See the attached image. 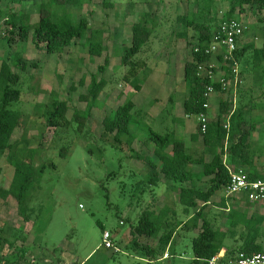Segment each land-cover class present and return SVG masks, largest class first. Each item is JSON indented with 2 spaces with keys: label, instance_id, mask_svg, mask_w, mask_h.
Wrapping results in <instances>:
<instances>
[{
  "label": "rangeland",
  "instance_id": "obj_1",
  "mask_svg": "<svg viewBox=\"0 0 264 264\" xmlns=\"http://www.w3.org/2000/svg\"><path fill=\"white\" fill-rule=\"evenodd\" d=\"M40 2L31 0L15 8L18 13L30 17L31 23H35L39 19ZM231 2L90 0L83 7L74 8L73 13L75 20L85 18L90 30L99 31L95 39L105 46L99 56L91 55L85 38L77 40L61 55L47 54L37 48L31 38L26 42L21 41L19 31L9 38V28L5 23L9 4L7 1L0 2V9L5 12L0 15V66L3 61H11L18 52L28 62L37 64L22 74L21 99L12 105L13 109L23 112V126L15 130L12 142H18L20 147L34 152L32 161L35 166L48 159L56 164L55 168L47 167L44 175L34 183L25 213L32 223V229L19 212L15 198L6 192L14 178L15 168L8 161L7 153L1 157L0 264L18 263L16 250L9 254H2L1 251L2 246L6 250L16 248L17 244L10 246L11 242L15 237L19 239L21 234H24L26 242L23 249H18L21 255L26 254V262L22 264H61L63 252L70 256L71 264H194L192 239L198 235L202 223L195 214L202 202H198V207L186 208L179 202L178 185L169 186L164 178L163 181L158 178L156 184H147V174L142 170L146 168L149 171L148 165L130 155L134 152L151 154L153 143L136 140L132 145L133 152L127 146L126 136L122 137V143H118L111 135L104 133L103 120L128 98H132L136 108L146 112L145 122L154 130L162 125L168 129L166 131L175 130L179 137L185 139L191 154L195 157L206 154L208 146L192 137L197 128L196 118L192 116L194 120H186L184 113L187 92L184 64L192 60V47L200 34L193 27L180 24L179 19H187L195 14L202 21L215 18L212 21L215 23L230 11ZM60 10L55 6L54 15L56 11L58 16ZM234 15L247 24L244 45L250 44L251 48L239 61L242 82L232 84L226 95L221 97L222 100L228 96L234 97L231 113L220 114L219 102L217 111L209 112L208 117L210 121L220 118L226 128L233 132L234 121L230 115L244 107L245 122L241 129L248 132L251 148L258 157V166L264 170V148L256 147L260 142L264 144V82L253 63L255 48H264V6L259 7L257 2L251 0L250 3L236 6ZM138 21H144L154 29L144 50L135 59L141 60L136 76L142 82L141 90L135 92L131 81L125 79L128 76L129 80H133L134 76H131L129 66L121 65V56L125 48L132 44V26ZM183 32L186 37L181 34ZM100 66H106L104 72L100 71ZM94 76L98 80L105 78L108 83L99 95L100 104L93 108L92 116L79 131L80 118L76 114L87 107L82 96L88 93ZM53 95L68 105L65 119L59 120L60 125L56 127L38 118L41 113L39 106L51 102ZM140 135L142 138L148 137L146 132ZM147 144L151 150L147 149ZM229 145L230 142H227ZM206 180H202V186H206ZM220 193L211 198L203 214L216 228L227 232L225 247L221 249L226 254L227 248L242 243L240 236L247 231V226L239 224L234 228L230 225L228 210L221 209ZM232 199L227 200L232 210L248 218L256 215V224L260 226L257 243L264 249V203L234 202ZM148 209H153L156 214L160 209L168 210L164 220L183 222L176 231L173 244L166 249L159 247L160 234L134 238L133 230L144 213L149 214ZM150 216L154 218L155 214L151 213ZM105 231L115 236L118 251L104 246ZM29 235L31 239L27 242ZM6 239L8 244L4 245L2 240ZM147 247L153 249V256L148 257L144 253Z\"/></svg>",
  "mask_w": 264,
  "mask_h": 264
},
{
  "label": "trees",
  "instance_id": "obj_2",
  "mask_svg": "<svg viewBox=\"0 0 264 264\" xmlns=\"http://www.w3.org/2000/svg\"><path fill=\"white\" fill-rule=\"evenodd\" d=\"M3 1H7L9 4V9L6 12L8 16L5 20L9 28L7 33L9 38L14 36L15 31H19V39L21 41L26 42L31 38L37 48L44 50L47 54L61 55L68 47L75 44L77 40L83 38L87 40L92 56L101 55L105 49L102 41L95 39L99 31L90 30L87 19L75 20L73 9L83 7L90 0H41L38 5L39 19L35 23H31L30 17L18 13L15 8V6L31 0H0V2ZM250 2L251 0H232L230 11L223 14L222 18H238L234 15L236 6ZM252 2H257L259 7L264 6V0H252ZM55 6L62 9L58 16L56 11L55 15L53 12ZM4 13L0 9V15ZM213 20L215 18L208 22L202 21L196 18L195 14L187 17V19L185 17L179 19L180 24L191 26L198 30L200 34L196 44L198 43L202 50L194 52L193 49L196 46L194 43L192 60H188L184 64V81L187 91L184 100V113L187 116H194L196 119L201 113H208V110L204 108V104L207 101L205 93L208 86L213 84L216 87V91L221 89L218 83L202 78L197 73L198 64L211 59V55L206 54L204 49L208 46L213 33L218 29L221 19L215 23H213ZM153 29L147 26L144 21L134 23L132 26V44L125 48L121 56V65L129 66V72L131 76H134L133 80H129L130 77L128 76L125 79L131 81L135 92L140 91L142 87L141 79L136 76L141 60L135 59L149 42ZM88 32L90 33L89 35ZM181 34L186 37L184 32ZM249 48H251V45H244V37H241L238 43V50L235 53L237 61L241 60ZM36 66V62H28L19 52L16 53L11 61H3L0 66V159L7 153L8 161L15 168L14 178L6 192L15 198L24 221L27 224L30 223L31 226L32 223L27 220L25 213L30 204L34 183L39 177L44 175L47 167H56V164L50 159L39 166H35L32 161L34 152L29 151L27 147H20L21 145L18 142H12L15 130L23 126V112L13 109L12 105L21 99L22 74L26 73L30 67ZM105 67L100 66V71L104 72ZM254 67L258 68L259 76L264 82V48L255 50ZM15 69L18 71H15ZM226 70L229 78L231 76L229 67ZM107 83L105 78H100V80H98L97 76L92 78L88 93L82 96V99L87 102V107L84 111L76 114L80 118L79 131L84 128L85 122L92 116L93 108L100 104L98 98ZM233 103V96H228L225 100H221L220 114L229 115ZM39 109L41 113L38 118L45 119L48 125L56 127L60 125L59 120L65 119L68 105L65 101H59L53 95V100L41 104ZM141 109H137L132 98H128L104 118V133L111 135L118 143H122V137L126 136L127 146L132 151L134 150L132 145L136 140L153 143L154 148L151 154L142 155L133 151L134 153L130 155L132 158L142 160L148 165L149 172L145 179L147 184H156L161 175L170 184H190L188 187L180 186L177 191L180 204L186 208L198 207L199 201L203 204L195 214L202 223L198 235L192 239V250L194 253V264H204L205 260L212 258L225 247L227 232L216 228L212 221L208 220L203 214V210L210 203L211 198L228 184L230 179L229 168H245L249 170L251 179L264 176V173L257 171L251 159L250 151L252 148L249 142V134L241 129L245 122L244 107L234 110L230 115V118L234 121L233 132H230L224 126L220 118L209 122L205 133L201 131L198 124L192 137L196 141L201 139L204 145L208 146L207 154L212 156L210 161H206V154L198 157L191 154L185 140L179 137L175 130L166 131L164 127L154 130L152 126L145 122L146 112ZM142 132L148 133V137L142 138L140 135ZM236 138L237 140H235ZM227 142H230L229 146H227ZM61 154H63V150H61ZM225 156H227L226 163ZM195 165H200L201 170L196 172L194 170ZM1 172L2 167L0 166ZM205 178H207V184L202 186V180ZM222 205V207L226 206L225 203H222ZM148 211H150L148 212L149 214L144 213V216L133 230L134 238L135 236L156 237L160 234L159 247L166 249L170 246L176 231L183 225V222L175 223L164 220L168 210L160 211L158 214L154 210L148 209ZM228 212L227 217L230 220V225L235 228L239 224H243L247 226V231L241 233L242 243L239 246L227 248L226 258H233L240 252L247 254L263 253V246L257 243L260 226L256 224V215L248 218L234 209H229ZM151 213L155 214L154 218L150 216ZM236 217L240 218L236 219ZM23 236L24 234H21L19 239L15 237L10 246L19 243V241L24 242ZM7 240H2V243L7 245ZM135 243L137 245V242ZM144 253L151 257L154 251L152 248L147 247Z\"/></svg>",
  "mask_w": 264,
  "mask_h": 264
},
{
  "label": "built area",
  "instance_id": "obj_3",
  "mask_svg": "<svg viewBox=\"0 0 264 264\" xmlns=\"http://www.w3.org/2000/svg\"><path fill=\"white\" fill-rule=\"evenodd\" d=\"M248 27L244 21L239 18H222L218 29L213 33L208 46L204 51L211 55V59L197 66V73L200 77L215 81L222 90L227 91L232 84H240L239 61L235 57L238 50V43L241 37H244ZM194 52H200L202 49L197 43ZM230 69L231 76L227 77L226 68ZM216 92V87L211 84L205 93L207 98L204 104L205 109L210 108V97ZM197 122L203 133L207 131L209 124L208 113H201L197 117ZM230 179L223 187L225 198H238L242 201L251 203H264V176L257 179H251L249 170L245 168H229ZM112 234L105 231L103 234V244L108 249L118 248L113 242ZM167 256V255H166ZM204 264H264V253L247 254L240 252L233 258H226L225 254L219 252L212 258L205 260Z\"/></svg>",
  "mask_w": 264,
  "mask_h": 264
},
{
  "label": "crops",
  "instance_id": "obj_4",
  "mask_svg": "<svg viewBox=\"0 0 264 264\" xmlns=\"http://www.w3.org/2000/svg\"><path fill=\"white\" fill-rule=\"evenodd\" d=\"M255 49H257V48H255ZM259 49H261V48H259ZM253 63H254V60H253ZM228 93V92H227ZM222 95H226V91H224V90H222V89H220L219 91H216L214 94H212L211 95V97H210V100H209V103H210V108L208 109V114H209V112H212V113H214V112H216L217 111V109H218V107H219V102L221 103V100H222ZM219 112V111H218ZM186 117H187V119L186 120H188V118H191L192 120H194V116L192 117V116H187V115H185ZM185 120V121H186ZM197 120V119H196ZM217 120V119H216ZM212 121H215V120H212ZM209 122H211L210 120H209ZM186 123H187V121H186ZM188 124V123H187ZM194 125V124H193ZM167 126V125H166ZM197 126H198V122H197ZM224 126H225V124H224ZM162 128L164 127V129L165 130H168L164 125H162L161 126ZM160 127V128H161ZM189 127V126H188ZM226 127V126H225ZM159 129V128H158ZM157 129V130H158ZM189 129V128H188ZM187 128H186V130H188ZM197 129V128H196ZM195 132H196V130H195ZM193 133V132H192ZM195 134V133H194ZM193 134V135H194ZM181 136H184V134H182ZM185 140V139H184ZM194 140V139H193ZM264 140V139H263ZM263 140H259V141H263ZM140 141V140H139ZM198 141V140H197ZM200 141H201V139H200ZM249 142H250V140H249ZM261 143V142H260ZM258 144V145H256V147L258 148V149H262V148H264V144L263 145H261V144ZM262 143H264V142H262ZM148 145V144H147ZM187 146V145H186ZM147 149L148 150H151V146H149L148 145V147H147ZM251 159L253 160V162H254V164H255V166H256V169H257V171L258 172H260V173H264V170L263 169H260L259 168V166H258V163H257V159H258V157H256V153L255 152H253V150L251 149ZM143 155V154H142ZM255 155V156H254ZM205 159H206V161H210L211 160V158H212V156L211 155H209V154H207L206 153V155H205ZM139 160V159H138ZM226 160H227V156H225V163H226ZM140 161H142V160H140ZM144 165V164H143ZM198 166H200V165H195L194 166V170L196 171V172H198V171H200L201 170V168H198ZM145 167V166H144ZM148 167V166H147ZM229 167H230V165H229ZM149 169V168H148ZM144 173H148L149 171H147L146 170V168H144L143 170H142ZM147 171V172H146ZM163 176L161 175L160 177H159V179H162V181H163ZM158 181V180H157ZM156 181V182H157ZM165 182H166V180H164ZM169 186H171V184L170 183H168V182H166ZM174 184H176V185H178V188L180 187V186H184V187H188V186H190V184L189 183H179V184H177V183H174ZM153 185V184H152ZM174 189L176 190V186L174 187ZM219 192V191H218ZM220 192H222V193H220L221 194V196H222V203H225V205H227L228 206V208H225V207H227V206H225V207H222L223 205H221V209H224V210H229V209H231V207H230V205H231V203L230 202H228L227 200V198H225L224 197V195H223V191L222 190H220ZM155 194V193H154ZM214 197H216V196H214ZM234 202H237V201H239L240 199H238V198H233L232 199ZM211 202V201H210ZM210 204V203H209ZM202 206V205H201ZM151 210H153V209H151ZM164 209H160V211H163ZM159 211V212H160ZM156 213V212H155ZM33 226H31V228H32ZM33 229V228H32ZM31 229V230H32ZM112 237H113V242H114V244H115V241H116V239H115V236H113L112 235ZM30 235H29V239H28V241L27 242H29L30 241ZM174 239H175V236L173 237V240L171 241V243H170V246L173 244V241H174ZM20 245V246H19ZM26 245V242H19V243H17V247L15 248L14 247V249H11V250H9V249H5V247L3 246L2 247V251H1V253L3 254H7L8 252L10 253V252H12V251H15L16 250V252H17V256H18V258H19V261H18V263L17 264H22V263H25L26 262V254L25 253H23L22 255H21V250H19V252H18V249H19V247H21L22 249L24 248V246ZM116 246V245H115ZM8 253V254H9ZM166 255V257H168V254L167 253H165ZM165 258V257H164ZM61 264H71L72 263V259L70 258V256H68L66 253H64L63 252V254H62V257H61ZM47 261H49V259H47ZM80 264H83V263H80Z\"/></svg>",
  "mask_w": 264,
  "mask_h": 264
}]
</instances>
